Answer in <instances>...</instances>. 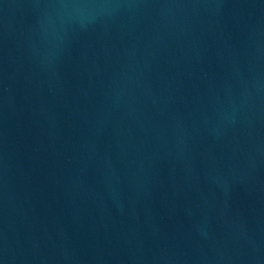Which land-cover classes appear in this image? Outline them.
Returning a JSON list of instances; mask_svg holds the SVG:
<instances>
[{"label":"water","instance_id":"1","mask_svg":"<svg viewBox=\"0 0 264 264\" xmlns=\"http://www.w3.org/2000/svg\"><path fill=\"white\" fill-rule=\"evenodd\" d=\"M0 264H264V0H0Z\"/></svg>","mask_w":264,"mask_h":264}]
</instances>
